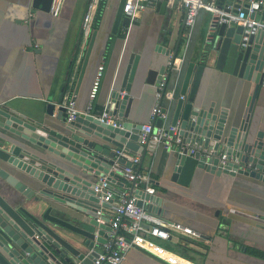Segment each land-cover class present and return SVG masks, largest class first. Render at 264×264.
I'll use <instances>...</instances> for the list:
<instances>
[{
	"label": "crops",
	"instance_id": "0c3cea01",
	"mask_svg": "<svg viewBox=\"0 0 264 264\" xmlns=\"http://www.w3.org/2000/svg\"><path fill=\"white\" fill-rule=\"evenodd\" d=\"M55 2L0 0V106L7 105L41 119L49 104H53L54 113L48 117L60 124V117L63 119L66 111L62 107L69 99H74L80 110L87 108L93 79L103 63L105 70L94 110L104 111L113 87L122 81L130 56L135 53L140 57L131 88L130 118L148 123L158 87L157 74L153 83H148L149 71L153 64H164L169 58L161 52V46L173 54L181 42L161 101L168 109L165 126H169L174 110L172 101L179 96L187 62L198 60L211 38L213 12L202 9L188 34L183 24L184 9L176 1L167 4L163 11L149 6L116 35L120 0H105L82 51V23L90 0H64L58 15L52 11ZM250 88L249 81L207 66L196 101L205 107L214 102L217 109L225 106L236 110L241 119ZM253 113L264 121V82ZM0 135L13 136L1 125ZM170 154L171 150L159 143L155 151L148 150L141 156L138 168L145 173L141 189L153 187L154 194L162 198L161 217L185 223L198 230L202 237L173 234L170 239L160 241L161 245L144 238H139V242L175 264H264V255L248 251L254 248L264 252V228L259 221L244 214L264 217V181L241 175L218 176L197 169L191 183L185 186L172 180L174 162ZM114 178L110 186L116 198L131 183L118 173ZM0 192L15 205L29 207L30 199L1 178ZM109 208V205L102 207V214L109 216ZM178 243L190 247L184 251L186 257L170 250V246ZM99 246L101 251L103 245ZM125 264L164 263L134 247L127 252Z\"/></svg>",
	"mask_w": 264,
	"mask_h": 264
},
{
	"label": "water",
	"instance_id": "95a60500",
	"mask_svg": "<svg viewBox=\"0 0 264 264\" xmlns=\"http://www.w3.org/2000/svg\"><path fill=\"white\" fill-rule=\"evenodd\" d=\"M125 1L120 0L117 10L116 35L122 26L131 23L123 12ZM166 6L167 0L156 3L161 11ZM243 32L242 25L221 23L211 33L198 60L187 62L166 128L169 135L181 139L169 147L174 162L172 180L179 184L189 185L197 169L218 176L241 175L264 181V121L253 113L264 82V32L251 35L247 45H242ZM180 46L181 42L173 54L161 46V52L169 58L164 64H153L148 83H153L157 74L158 86L166 74L167 86ZM139 57L131 54L122 81L113 87L104 111L85 109L73 120H68L65 111L59 124L48 117L54 113L53 104L41 119L0 106V116L4 118L0 125L13 134L0 135V178L30 199L29 207L15 205L0 192L1 264H92L98 256L99 245L107 241L111 226L110 217L99 213L109 203L101 200L95 186L104 178L115 181V168L128 164L118 151L142 157L148 150L155 151L159 142L153 134L165 125V119L157 117L153 131L143 142L144 123L130 118L131 88ZM207 66L251 83L241 119L236 110L225 106L217 109L214 102L207 107L197 104L198 86ZM167 110L163 107L164 112ZM192 143L200 146L195 154L188 153L187 145ZM205 150L213 152L206 155ZM223 153L227 160L222 166ZM137 196L139 205L162 214V198L145 189L137 190ZM244 214L264 228L263 216ZM137 248L164 264H172Z\"/></svg>",
	"mask_w": 264,
	"mask_h": 264
},
{
	"label": "built area",
	"instance_id": "2783aa9c",
	"mask_svg": "<svg viewBox=\"0 0 264 264\" xmlns=\"http://www.w3.org/2000/svg\"><path fill=\"white\" fill-rule=\"evenodd\" d=\"M63 1L56 0L52 7L53 14H59ZM103 1L90 0L88 4L82 23V51L92 35L93 26ZM159 1L163 0H126L123 12L133 20L149 6H156ZM174 1L184 9L183 24L188 34H191L202 9H209L213 12L210 24V28L213 30L223 22L227 23L228 26L242 25L244 27L242 45H247L251 35L264 32V0H167V4L171 5ZM104 70L105 64L102 63L98 66L93 79L89 93V103L85 112L94 110ZM166 80L167 75L164 74L161 83L157 87L156 103L152 109L151 118L148 123L143 125L141 133L143 142L147 141L149 134L153 131L155 119L162 117L166 120L167 118V113L163 111L161 103ZM64 106L68 113V120L75 119L83 111L77 108L75 100L72 98ZM104 115L106 114L104 113ZM166 128L165 125L159 127L157 132L153 134V138L159 143L165 144L167 148L171 147L174 142L180 143L181 139L169 135ZM171 128L175 130L174 127ZM187 147L189 154H195L200 149L197 143L188 144ZM205 152L206 155H209L213 151L205 150ZM118 154L124 157L128 164L118 166L115 170L131 184L129 189L118 194L116 198V194L110 187V181L106 178L101 180V184L95 186L96 192L101 193V200L109 203L111 230L107 241L103 244L101 251L94 258L92 264H125L127 252L138 246L163 260L175 264L141 244L138 239L144 238L160 244V241L170 239L173 234L200 239L202 237L201 233L185 223L165 220L160 215L149 212L144 206L139 205L137 203V190L142 188V182L145 179V173L138 168L141 163V156L132 155L124 150L118 151ZM226 160V154L223 153L220 158V165L223 166ZM145 190L154 193L153 187L146 186ZM99 213H103L102 209L99 210Z\"/></svg>",
	"mask_w": 264,
	"mask_h": 264
},
{
	"label": "trees",
	"instance_id": "16d2710c",
	"mask_svg": "<svg viewBox=\"0 0 264 264\" xmlns=\"http://www.w3.org/2000/svg\"><path fill=\"white\" fill-rule=\"evenodd\" d=\"M104 4H105V0L103 1V4H102V7H101V9H100V11H99V14H98V16H97V18L99 19V16L101 15V11H102V8L104 7ZM96 18V19H97ZM97 19V20H98ZM170 248V250H173V251H175V252H177V253H179V254H181V255H183V256H185L186 254L184 253V251L185 250H189L190 249V247L189 246H186L185 244H181V243H178V244H176L174 247H169ZM248 251H250V253H254V254H258V255H264V252H262V251H260V250H257V249H254V248H248ZM186 257V256H185Z\"/></svg>",
	"mask_w": 264,
	"mask_h": 264
}]
</instances>
